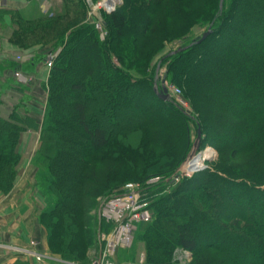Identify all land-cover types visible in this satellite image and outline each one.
Listing matches in <instances>:
<instances>
[{"label":"trees","instance_id":"16d2710c","mask_svg":"<svg viewBox=\"0 0 264 264\" xmlns=\"http://www.w3.org/2000/svg\"><path fill=\"white\" fill-rule=\"evenodd\" d=\"M65 3L64 16L44 18L41 24L21 32L28 35L42 29L39 38L43 41L58 40L70 31L50 67L37 152L43 165L38 187L45 199L40 219L48 221L49 245L69 258H78L73 221L82 204L83 183L90 180L84 167L90 160H120L127 152L139 153L128 142L134 132L149 130L150 139L160 140L156 133L166 120L161 113L166 106L177 118L171 125L177 128L181 124L187 131L186 120H192L196 130L200 125L203 132L204 117L213 116L217 128L213 143L229 149L232 158L242 153L243 161L239 167L208 171L192 191L182 181L165 195L171 202L154 209V224H149L154 241L148 242L144 264H169L175 247L192 252L190 264H264V0H229L220 12L219 0H215L206 24L212 23V32L163 60L168 65L166 74L183 83L193 98L197 121L173 100L157 96L154 72L135 77L125 65H116L112 56L121 55L117 37L127 24L135 26L138 16L147 25L167 23L175 30L179 20L195 16L194 9L202 0H128L132 17L125 9L105 14L110 32L103 40L89 22L80 24L81 18L63 22L70 14L69 0ZM220 43H225L224 51ZM78 63L81 66L76 69ZM72 68L74 73H68ZM146 91L151 101H141L140 95ZM205 102L210 103L208 112L200 105ZM132 110L136 116L129 113ZM24 129L15 110L8 117L0 114V190L13 184L20 161L17 144ZM61 141L72 149L64 165L68 171L62 170L60 160L44 153V144ZM60 150L67 149L60 145ZM175 169L154 187L165 184ZM88 191H84L86 195H90Z\"/></svg>","mask_w":264,"mask_h":264},{"label":"rangeland","instance_id":"374dc122","mask_svg":"<svg viewBox=\"0 0 264 264\" xmlns=\"http://www.w3.org/2000/svg\"><path fill=\"white\" fill-rule=\"evenodd\" d=\"M92 1L97 3V6L94 7V9L100 13L101 19L104 20L105 23L103 26H97L93 18H88L89 7L86 0H69L70 14L63 22L70 21L75 18H81L79 23L84 24L89 22L96 31L99 39L103 40L110 32V25L106 24L108 19L105 14H109L115 10L125 9V13L127 12L128 17H132L128 8V0H118L115 4V9L109 13L100 9L103 0ZM214 1L215 0H202L200 7L196 10L194 9L195 16L188 21L183 19L179 20L178 22L180 26L175 30L170 28L167 23H162L157 27L154 26V24L147 25L144 20L140 21L138 16L137 24L135 26L127 24L126 28L123 30L122 36L117 37L118 41L122 45V51L118 58L112 56L113 62L118 66L125 65L130 70L132 75L138 78H142L144 75L149 74L152 71L154 72V79L156 78V81L160 84L161 78L166 74L168 65L166 61H162L159 70L156 71L159 59L169 51L176 49L179 46H183L186 41L200 35L208 28L206 24L211 15V9H213L212 7ZM227 1L229 0H224V3ZM226 7H228L227 3ZM205 12L206 16L204 15ZM145 27H147V30L145 31V36H143V38L140 36V32ZM69 32L70 31H67V33L58 40L52 38L43 40L46 42H43L39 38V34L42 33V29L29 33L28 35L18 32L14 34V38L21 46L24 47H30L36 42H40L42 44L53 42L54 45H56L53 46L49 56L53 55L55 57L57 51L59 50L58 46H65ZM226 45L228 46V44ZM224 46L225 43H220V47L223 51L226 49V46ZM78 53H81V51H78ZM78 56L80 55L78 54ZM75 65L76 69L79 68V65L81 66L80 63ZM46 66L50 68L52 64L51 66L46 64ZM68 71L70 74L74 73L73 68ZM165 83L172 95V100L184 114H186L184 112L185 110H188L192 116L198 114L193 106V98L187 95L186 87L183 83L178 82L176 79H172L167 74ZM255 84H257V82ZM151 97L152 96L148 91L140 95L141 101L145 102L151 101ZM196 98L197 96H194V99ZM208 103L209 102H207V104ZM207 104L206 102L200 104L203 112H208L209 108L207 107L210 106V103L208 105ZM162 107L161 113L166 116V120L157 129L158 131L156 135L160 140L155 142L150 139L152 134L149 130H146L141 134L139 132H134L129 136L128 142L132 145V147L134 146L139 149V153L127 152L124 154L125 158H121L120 160H90L84 167L83 173L88 175L90 180L83 183V195H81L80 198L82 204H79L80 209H76L77 218L73 221L75 228L77 229V231H75L74 242L79 247V252L76 255L78 256L77 259L69 258V256L61 254V252L49 245L47 237L49 233V225L47 224L48 221L46 222L41 220L42 226L46 232L48 252L50 254L59 255L71 264H91L97 257L101 258L104 264H144L147 255V247L149 246L148 242L151 245L154 241V230L149 228L151 221L154 224V209L160 206H168L171 202L169 196L167 197L165 195L171 193L179 184L182 183V181L186 185V190L192 191V188L196 186L197 181L202 179L208 171L219 169L218 167L223 169L224 167L232 169L240 165L243 161L242 153L232 158L230 156L229 149L224 147L219 149L216 147L217 144L213 143L214 140H212V138L214 136V128H217L213 124V116H208L205 113V127L202 132V139L200 141L198 151L203 150L200 153V156L206 149H211L212 152L208 155V159H202L201 170L194 171L191 175H185L182 168L187 164L186 163L183 167H181V173L184 175L180 176L174 182L168 180L166 184L162 183L161 185L160 183L161 187H159V184L154 187L156 183H159L166 175L171 173L173 169H177L182 165V163H184L187 156L195 148L197 136V130L192 120H186L189 127L188 131L185 130V127L181 124L176 128L171 125V120L177 119L175 112H171V110L166 106ZM129 113L136 116V110L129 111ZM190 118L195 121L194 118ZM60 145L67 150H60ZM38 148L31 161L35 168V174L33 179L30 181L31 183H27H30L33 187H35L36 192L33 193L34 196L41 195L43 197L44 205L37 214L38 217H40L45 206V199L41 189L38 187V182L42 181V178L40 179V173L43 169L42 163H40L37 159ZM43 148L45 154L51 157L54 156L57 160H60L63 166L62 170H67L64 168V165L66 166L68 164L69 154L72 152L68 142L65 144L61 141L56 145L51 143V146L44 144ZM185 154H187L185 159L181 161V158ZM17 166L12 186L18 177L17 174L19 170L17 169ZM19 172H21V179L26 177V181H29L28 167L21 169ZM68 178L69 177L67 176L65 179L68 180ZM191 178H194L195 181H186ZM128 184H140L144 186L153 185L151 189L138 200H132L129 196L118 197L109 199L102 207L100 206L103 197L110 193L123 191L122 189ZM12 186L8 190H0V192L6 193L12 188ZM88 187L90 188L88 189ZM84 191H88L90 195H86ZM32 198L34 199V197ZM129 208L137 211L141 218L138 220H131L129 218L130 216H125L122 220H120L122 213L126 211L129 212ZM99 209H101L100 212H102L100 219L98 216ZM144 217H148V219L146 220ZM99 234L100 238L98 236ZM184 250L188 252V255H184ZM192 260L193 256L190 250L175 247L169 264H190L192 263Z\"/></svg>","mask_w":264,"mask_h":264},{"label":"crops","instance_id":"0c3cea01","mask_svg":"<svg viewBox=\"0 0 264 264\" xmlns=\"http://www.w3.org/2000/svg\"><path fill=\"white\" fill-rule=\"evenodd\" d=\"M65 14V0H0V114L8 117L15 110L21 118L25 129L17 144V169L28 167L29 172V181L21 179L18 171L12 188L0 192V264H37L29 255L15 250L31 242L46 255L49 264H71L48 252L46 232L37 215L44 200L41 195L34 196L35 187L30 184L35 174L31 161L40 144L48 94L50 68L46 60L54 43L36 42L24 47L14 38V34L41 24L44 18Z\"/></svg>","mask_w":264,"mask_h":264},{"label":"built area","instance_id":"2783aa9c","mask_svg":"<svg viewBox=\"0 0 264 264\" xmlns=\"http://www.w3.org/2000/svg\"><path fill=\"white\" fill-rule=\"evenodd\" d=\"M89 10H88V18H93L94 21L96 22V25L101 27L104 25V20L101 19V15L100 13L94 9V7L97 6V3H94L92 0H86ZM118 2V0H103L102 6L100 7V9L104 12H111L115 9V4ZM53 55H50L47 60H46V64L48 66H51L52 61H53ZM16 74H18V72H16ZM168 87V86H167ZM169 90V88H168ZM173 91V90H172ZM170 93V91H169ZM203 150H197L195 152H193L190 157L188 159H186V161L184 163H182V165L180 167H178V171L174 172L170 177H168L166 180H164L165 184L167 183L168 180H172L171 182L176 181L180 176L184 175L183 173H181V167H183L184 164H186L191 158H193V156H195L196 153L200 154ZM208 159V158H207ZM206 160V159H205ZM187 172H185V175ZM192 174V173H191ZM188 174V175H191ZM164 184V183H163ZM153 184L151 185H134V184H128L125 188H123L121 192L118 193H112L109 194L105 197L102 198V201L100 203V206L102 207L103 204L109 200V199H114V198H118V197H130L132 200H138L141 196L145 195L152 187ZM101 209L98 210V216L99 219L101 217L102 212H100ZM129 212H123L122 215L120 216V220L123 219V217L125 216H130L129 218L131 220L135 219L138 220L140 219V215L137 211H135L134 209H130L129 208ZM146 220L148 219V217H144ZM100 238V234L98 235ZM16 251L18 252H22L25 253L27 255H29V257L36 263L38 264H49L47 262L46 259V255H44V253L40 252L39 250H37V248L34 246V243L31 242L30 244H28L26 247L24 248H19L16 247L15 248ZM185 254L184 255H188V252L186 250L183 251ZM91 264H104L103 261L101 260V258L97 257L95 260L92 261Z\"/></svg>","mask_w":264,"mask_h":264},{"label":"water","instance_id":"95a60500","mask_svg":"<svg viewBox=\"0 0 264 264\" xmlns=\"http://www.w3.org/2000/svg\"><path fill=\"white\" fill-rule=\"evenodd\" d=\"M223 4H224V0H219V5H218L219 6V12L222 10ZM211 24L208 26V28L205 31H203L200 35L196 36L187 45L179 46L176 49H173V50L169 51L168 53H166L164 56H162L159 59L158 63H157L156 71L159 70L161 63H162V61L165 58H167V57H169V56H171L173 54H176L177 52L183 50L184 48H186L187 46H189L191 44L199 43L202 40H204L212 32ZM165 80H166V74L163 75V77L161 78L160 84H158V82L156 81V78L154 79V90H155V93L157 94V96L159 98H161L163 100H172V95L169 93V90H168V87H167V85L165 83ZM184 112L188 116L194 118L195 121H197L196 120V117L195 116H192L188 110H185ZM201 139H202V131H201L200 125H198L197 126V136H196L195 148L190 152V154L187 156L186 159H188L193 152H195V151H197L199 149ZM177 171H178V168L175 170V172H177ZM170 181H172V180H170Z\"/></svg>","mask_w":264,"mask_h":264},{"label":"bare ground","instance_id":"6f19581e","mask_svg":"<svg viewBox=\"0 0 264 264\" xmlns=\"http://www.w3.org/2000/svg\"><path fill=\"white\" fill-rule=\"evenodd\" d=\"M212 152L211 149H206L204 153L200 156V154L196 153L195 156L187 162V164L182 168L183 173L187 172L186 174H191L194 171L201 170V161L202 159H206L208 155Z\"/></svg>","mask_w":264,"mask_h":264}]
</instances>
